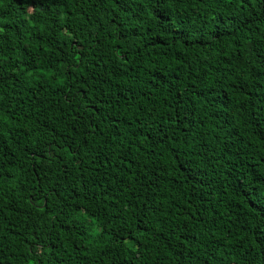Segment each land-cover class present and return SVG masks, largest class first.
I'll list each match as a JSON object with an SVG mask.
<instances>
[{
    "label": "trees",
    "instance_id": "1",
    "mask_svg": "<svg viewBox=\"0 0 264 264\" xmlns=\"http://www.w3.org/2000/svg\"><path fill=\"white\" fill-rule=\"evenodd\" d=\"M0 264H264V0H0Z\"/></svg>",
    "mask_w": 264,
    "mask_h": 264
}]
</instances>
